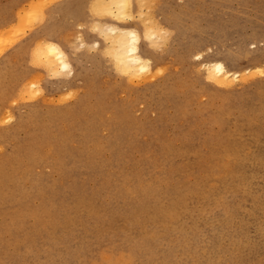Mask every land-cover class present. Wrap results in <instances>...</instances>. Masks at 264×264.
Wrapping results in <instances>:
<instances>
[{"label":"rangeland","instance_id":"rangeland-1","mask_svg":"<svg viewBox=\"0 0 264 264\" xmlns=\"http://www.w3.org/2000/svg\"><path fill=\"white\" fill-rule=\"evenodd\" d=\"M9 1L0 0V7ZM43 1L34 8L42 10L38 15L29 2L17 6L16 30H0V43L16 39L5 55L32 46L0 73V169L14 175L0 177V264H264V73L252 71L245 83L219 87L199 61L181 49L175 57L168 53L177 16L188 17L196 36H206L217 18L231 28L233 40L222 48L231 55L229 65L243 71L261 65L264 0H149L125 12L134 13L131 19L125 13L115 18L110 9L103 13L104 0ZM62 5L71 7L63 11ZM115 24L136 29L145 40V29H161L163 39L148 45L168 57L155 65L156 78L134 81L121 72L102 32ZM46 28L75 56H98L84 106L77 105L83 90L53 83L70 79L71 72L53 77L60 65L52 69L51 59H32V52L42 55V40L33 36ZM253 42L262 44L253 48ZM33 76L40 77L38 86Z\"/></svg>","mask_w":264,"mask_h":264},{"label":"bare ground","instance_id":"bare-ground-1","mask_svg":"<svg viewBox=\"0 0 264 264\" xmlns=\"http://www.w3.org/2000/svg\"><path fill=\"white\" fill-rule=\"evenodd\" d=\"M29 1H31V0H11V1H9V2H7V3H5V4H3L1 7H0V30H16V28H17V26L16 27H14L13 28V26L16 24H14V25H11L12 23H14V21H15V19H16V15H15V12H16V9H17V6L19 7V6H24V4L25 3H28ZM41 3H40V5L41 4H43L42 3V0H39ZM39 1L38 2H36V1H34V2H36V6L38 7V5H37V3L39 4ZM45 1V0H44ZM43 1V2H44ZM98 1V0H97ZM100 1V0H99ZM147 1H148V3H149V0H104L103 2H99L100 4H101V7H102V11L103 10H106V9H110V10H106V11H111V13H113V15L115 14V18H116V16H117V18H121L122 17V15L125 13V12H132L133 11V9L135 8V5H137L138 4V6H140L141 8L142 7H144L143 6V4L144 3H147ZM157 1V0H156ZM182 1V0H181ZM180 1V2H181ZM47 2V1H46ZM45 2V3H46ZM29 3H31V2H29ZM29 3H28V5H29ZM47 3H49V2H47ZM97 3V2H96ZM152 4L151 5H154L153 3L154 2H151ZM156 3V2H155ZM157 3H158V1H157ZM34 4V3H33ZM33 4L31 3V9H34L36 6H33ZM95 4V3H94ZM159 4V3H158ZM157 4V5H158ZM150 5V4H149ZM160 5V4H159ZM22 6V7H23ZM44 6V5H43ZM108 6H109V8H108ZM155 6V5H154ZM36 7V8H37ZM71 7V6H70ZM69 7V8H70ZM90 7H92V6H90ZM95 7V6H94ZM148 7H150V6H148ZM26 8V7H25ZM61 8L63 9V11H66V9H69L68 8V6H66V5H62L61 6ZM100 8V7H99ZM138 8V7H137ZM141 8H140V11H141ZM238 8V7H237ZM27 9V8H26ZM30 9V8H29ZM38 9H40V8H38ZM146 9H147V7H146ZM150 9V8H149ZM148 9V10H149ZM153 9V8H152ZM155 9V8H154ZM25 10V9H24ZM35 10V9H34ZM34 10H32L33 12H34ZM224 10V9H223ZM18 11V10H17ZM19 11H21L20 9H19ZM31 11V10H30ZM31 11V13H33ZM37 10H35V12H34V14L35 15H38V14H40L39 12L41 11L42 12V10H39V12H36ZM105 11V12H106ZM170 11V10H169ZM257 11V10H256ZM24 12V11H23ZM26 12H29V11H25V13ZM93 12V11H92ZM98 12H101V9H100V11H99V9H98ZM127 12V13H128ZM237 12V11H236ZM18 13H20V12H18ZM25 13H23V14H25ZM96 13V12H95ZM103 13H104V11H103ZM102 13V14H103ZM127 13H125V15H124V17L125 16H127L128 14ZM223 13V12H222ZM27 14V13H26ZM97 14V13H96ZM127 14V15H126ZM131 14H134V13H131ZM130 14V15H131ZM140 14V13H139ZM142 14V13H141ZM140 14V15H141ZM28 15V14H27ZM56 15V14H55ZM75 15H77V14H75ZM74 15V16H75ZM107 14H105V16H106ZM111 15V14H110ZM130 15H128L127 17H131ZM148 15V14H147ZM235 15V14H234ZM19 16V15H18ZM20 16H22V14L20 15ZM20 16L18 17V19H20ZM25 17H26V15H24ZM30 16H32V14L30 15ZM41 16V15H40ZM59 16V15H58ZM108 16V15H107ZM24 17V18H25ZM28 17V16H27ZM100 17H101V15H100ZM143 17V16H142ZM147 17V16H146ZM155 17V16H154ZM236 17V16H235ZM36 18H38V16L36 17ZM40 18V17H39ZM76 19H79L80 17H75ZM102 18V17H101ZM114 18V17H113ZM119 18V19H120ZM132 18V17H131ZM130 18V19H131ZM151 18V17H150ZM29 19V18H28ZM28 19H25L26 20V22L28 21ZM32 18H30V20H31ZM133 19H134V17H133ZM135 19H137V18H135ZM147 19H149V17L147 18ZM147 19H145L144 21H146ZM156 19V18H155ZM158 19H159V17H158ZM21 21H22V19H20ZM19 20V21H20ZM24 20V21H25ZM37 20V19H36ZM32 21V20H31ZM122 21V20H121ZM126 21V20H125ZM129 21V20H128ZM143 20H142V24H143V22H144ZM151 22H155V21H152V19L150 20ZM174 21V25L172 26V28H173V31L172 32H174V37H173V39H172V41H171V44H170V46H169V48H168V53H169V55H171V56H177L178 55V53H179V50L181 49L182 51H184L185 52V54L190 58L191 57V59H194V60H197V61H199L201 64V66H202V64L204 65L203 67H202V69H203V72H204V67H205V71H206V76L208 77V79L211 81V82H213L214 84H216V85H218L219 87H232V86H234L235 84H238V83H242V82H244L247 78H252V77H249L248 75L249 74H253L252 73V71H254V72H258V74L259 73H264V66H263V64L264 63H262L261 65H259V66H256L255 65V67H253V68H248V69H246L245 71H243L240 67H238L237 65H229V60H230V58H231V55H229L228 53H223L222 52V48L224 47L223 46V43H225V42H228V40L231 38V41L233 40V37H232V33L229 31V30H231V28L230 29H228L227 27H226V24H223L222 26H224V28H222L221 27V23L218 21V19L217 18H214V19H212V20H210V22L208 23V33H207V35L206 36H196V35H192L191 34V30L189 29V27H188V17H181V15H179V16H177L176 17V19H174L173 20ZM229 21V20H228ZM96 22H98V21H96ZM100 22V21H99ZM30 23V22H29ZM32 23V22H31ZM35 23H37V25L39 26V23H41L40 21H39V23H38V21H36ZM90 23V22H89ZM148 23H150V22H148ZM147 23V24H148ZM159 23V22H158ZM25 24V23H24ZM151 24V23H150ZM160 24V23H159ZM31 25V24H30ZM35 25V24H34ZM36 25V26H37ZM94 25V24H93ZM152 25V24H151ZM82 26V25H81ZM81 26H79V28L81 27ZM94 26H97V25H94ZM108 26V25H107ZM107 26H101L100 28L98 27V30L99 29H101L102 27H106L107 28ZM143 26H149V25H144L143 24ZM152 26H154V27H158V24H155L154 23V25H152ZM85 27V26H84ZM93 27V26H92ZM91 27V28H92ZM109 27H111L110 25H109ZM26 28H27V26H26ZM25 28V29H26ZM33 28V27H32ZM82 28V27H81ZM151 28V30L149 29V30H146L145 29V32H143V33H145V35H146V37H144V38H147L146 40L145 39H143V37H142V35L138 32V31H136V29H134V28H123V27H120L119 25H114V26H112L110 29H106L105 31L104 30H102V32H105V36H107V39H110V43H112V47H113V55H114V59H115V61H116V64H117V66H118V68L121 70V72L127 77V78H129V79H135V78H140V77H142L143 75H148V76H150V78H152V79H154V78H156V75H155V73H154V67H155V65H160V64H162V63H164L165 61H166V59L168 58V57H166V56H164V55H161V54H158L157 52V50L155 49V51L153 50V49H151V46L149 47L148 45H149V43L151 44V41H154V40H156V39H161L162 37V35L161 36H159L158 37V35H157V32L158 33H160V31H161V29L158 31V28H157V30L155 29V30H153L154 28L153 27H150ZM153 28V29H152ZM164 28H166V27H164ZM164 28H162V30L164 29ZM93 29V28H92ZM95 29V28H94ZM29 30V29H28ZM52 29H49V30H47V28L44 30V32H42V33H35L34 34V36H33V39H35V41L38 43V40H42V42H40V49H41V52H42V55H39L38 56V52H35L34 54H33V52H32V54L31 55H33V57H32V59H33V61L35 60V59H37L39 62L41 61V59H44L43 58V56L44 57H46L48 60H50L51 59V61L49 62V65H50V67L53 69L54 68V66H57V65H60V69L58 70V71H56V67H55V70L53 71V73H54V75H53V73L52 72H50L52 75H53V77L55 76H57L59 73H65V72H67L68 73V71L69 72H71L72 73V75H70V76H72L70 79H55L54 81H53V83L54 84H57V85H61L63 88H66L67 90H70V91H78V92H81V90H83L84 92H83V94H81V96H80V100H79V102H78V107L79 106H84L90 99H91V97H92V92H91V90L90 89H92V82L96 79V77H97V75H95L94 74V66H96V65H98V59L96 58V57H98V56H96V55H92L91 53H89L88 51H86L85 53H83L82 55H77V56H75L76 55V53L75 54H73L71 51H69V50H67L65 47H64V45L62 44V42H60L58 39H57V36L55 37L54 35H53V31H51ZM73 30H75V29H73ZM91 30V29H90ZM97 30V29H96ZM97 30V31H98ZM169 30V29H168ZM200 30V29H199ZM71 31V30H70ZM69 31V32H70ZM165 31V30H164ZM1 32H4V31H1ZM0 32V33H1ZM18 31H15V32H13L14 33V36L15 35H18V33H17ZM20 32V31H19ZM24 32V31H23ZM79 32V31H78ZM92 32V31H91ZM94 32V31H93ZM101 32V31H100ZM162 32V31H161ZM25 33H27V32H25ZM68 33V32H67ZM169 33V32H168ZM193 33V32H192ZM21 34V35H20ZM20 34H19V36L18 37H23V33H21L20 32ZM65 34V33H64ZM64 34H63V36H64ZM68 34H70V33H68ZM80 33H78V35H79ZM103 34V33H102ZM101 34V35H102ZM164 34V33H163ZM13 34H11V36L10 37H14V36H12ZM53 35V36H52ZM66 35V34H65ZM81 35V34H80ZM165 35H167V31H166V33H165ZM170 35V34H169ZM46 36V37H45ZM61 36V35H60ZM82 36V35H81ZM81 36H80V38H81ZM144 36V35H143ZM168 36V35H167ZM6 37V36H5ZM17 37V38H18ZM43 37H44V40H43ZM48 37V38H47ZM55 37V38H54ZM104 37V36H103ZM4 38V34H2L1 33V35H0V41L2 40ZM61 38V37H60ZM66 38H68L67 36H65V39ZM106 38V37H105ZM170 38V37H169ZM18 39H20V38H18ZM163 39V38H162ZM165 39V38H164ZM3 40H5V38L3 39ZM9 40V39H8ZM66 41H70L69 39H66ZM101 41H102V39H101ZM101 41L100 40H97V41H95V42H93V44L98 48L99 46H100V44H101ZM106 41V40H105ZM108 41V40H107ZM106 41V42H107ZM165 42H166V40H164ZM230 41V40H229ZM5 43L7 42V41H4ZM16 42V39H14V40H9L6 44L4 43H0V48H2V50L0 51V73L2 72V71H4V70H8V69H10V67L12 66V64L15 62V60L16 59H18L19 57H21L24 53H25V51L24 50H26L27 51V53H28V47L29 46H31L29 43H26V44H24V45H22L21 47H20V49H18V50H16L15 52H12V53H10V54H8V55H5V52H3V50H5V48L6 47H10V46H14L13 44ZM103 42V41H102ZM106 42H105V44H106ZM109 42V41H108ZM145 43L146 45H142V43ZM70 43V42H69ZM79 43V42H78ZM81 43H83V42H81ZM168 43V42H167ZM37 44V45H38ZM74 44V43H73ZM260 44H262V43H260V42H253V43H251V45H253L254 47L253 48H255V47H257V46H259ZM36 45V46H37ZM78 45H80V43L78 44ZM77 45V46H78ZM83 45V44H82ZM86 46H87V44H85ZM85 45H83V46H85ZM107 45V44H106ZM250 45V44H249ZM36 46H34V48L36 47ZM111 46V45H110ZM147 46V47H146ZM162 46V45H161ZM32 47V46H31ZM39 47V46H38ZM79 47V46H78ZM95 47V48H96ZM109 47V46H108ZM160 46H156V48H159ZM164 47V46H163ZM166 47V46H165ZM84 48V47H83ZM82 48V49H83ZM93 48H94V46H93ZM93 48H91V51H92V49ZM105 48V47H104ZM38 49V48H37ZM88 49V48H87ZM107 49V48H106ZM105 49V50H106ZM161 49V48H160ZM160 49H158L159 51H160ZM75 50H76V48H75ZM89 50V49H88ZM32 51V50H31ZM35 51V50H34ZM79 51V50H78ZM90 51V52H91ZM94 51H95V49H94ZM97 51H99L98 49H97ZM101 51H104V50H102L101 49ZM225 51V50H224ZM96 52V51H95ZM105 52H107V50L105 51ZM162 52V51H161ZM164 52H165V50H164ZM93 53V52H92ZM108 53V52H107ZM106 53V54H107ZM110 53H112V52H110ZM236 53V52H235ZM30 54V53H29ZM105 54V53H104ZM238 54V53H237ZM102 55H103V52H102ZM166 55V54H165ZM83 58H86V63L83 65L82 63H81V61H83ZM106 58V57H105ZM170 58V57H169ZM172 58V57H171ZM108 59V58H107ZM109 59H111L110 57H109ZM173 59V58H172ZM190 60V59H189ZM45 61V60H44ZM43 61V62H44ZM47 61V60H46ZM76 61V69H77V72L75 73V71H74V69H75V67H74V62ZM169 61V60H168ZM42 62V63H43ZM48 62V61H47ZM47 62H46V64H47ZM114 62V61H113ZM264 62V61H263ZM16 63V62H15ZM54 64V65H53ZM198 64V63H197ZM34 65V64H33ZM101 65V64H100ZM172 65V64H171ZM199 65V67H201ZM114 66V65H113ZM116 66V67H117ZM176 66V65H175ZM42 67H44V66H42ZM58 67V66H57ZM160 67H161V65H160ZM46 69V68H45ZM177 70H178V68H176ZM48 70V69H47ZM191 70V69H190ZM165 71H169V70H165ZM193 71H194V68H193ZM195 71H197V69H195ZM202 70L200 69V72H201ZM56 72H57V74H56ZM67 73H66V75H67ZM118 73V72H117ZM197 73H199V71H197ZM189 74H191V73H189ZM194 74V73H193ZM257 74V75H258ZM41 75H43V74H41ZM60 75V74H59ZM95 75V76H94ZM37 76H38V74H37ZM47 76H48V74H47ZM69 76V77H70ZM145 76H143V77H145ZM192 76V75H191ZM194 76H196V75H194ZM34 78H32V80L33 79H35V83L37 84H35L36 86H38V84H40V83H38V82H36V79H39L38 77L37 78H35V76H33ZM50 77H52V76H50ZM258 77V76H257ZM108 78V77H107ZM119 78V77H118ZM146 78V77H145ZM30 79V78H29ZM116 79V78H115ZM163 79V78H162ZM107 80V79H106ZM137 80V79H136ZM150 80V79H149ZM148 80V81H149ZM27 81V80H26ZM29 81V80H28ZM129 81V80H128ZM135 81V80H134ZM141 81V80H140ZM147 81V80H146ZM154 81V80H153ZM162 80H160V82H161ZM248 81H249V79H248ZM130 82V81H129ZM143 82H145V81H143ZM142 82V83H143ZM163 82V81H162ZM246 82V81H245ZM244 82V83H245ZM27 83V82H26ZM31 83L32 84H34L33 83V81H31ZM31 83H29V84H31ZM243 83V84H244ZM135 84H137V82L135 83ZM139 84V83H138ZM36 86H35V88H36ZM40 87V86H39ZM179 87V86H178ZM35 88H33V89H35ZM233 88V87H232ZM27 89V87L25 88V90ZM227 89V88H226ZM19 90H21L20 88H19ZM36 90V89H35ZM39 90V89H38ZM42 90V89H41ZM185 90V89H184ZM231 90H234V89H231ZM22 91L23 90H21L20 92H21V94H22ZM19 92V93H20ZM67 92V91H66ZM24 93V92H23ZM40 93H43L42 91L40 92ZM148 93V92H147ZM20 94V95H21ZM44 94V93H43ZM42 94V97H46V96H44ZM57 94V93H56ZM149 94V93H148ZM157 94V93H156ZM41 95V94H40ZM39 95V96H40ZM45 95H46V93H45ZM75 95H77L76 93H75ZM121 95V94H120ZM139 95H141V94H139ZM25 96V95H24ZM30 96V95H29ZM48 96V95H47ZM50 96V95H49ZM55 96V95H54ZM126 96V95H125ZM19 97V96H18ZM23 99H24V97L23 96H21ZM37 97H38V95H37ZM56 97V96H55ZM73 97H74V95H73ZM20 98V97H19ZM62 98V97H61ZM61 98H59V99H61ZM201 98V97H200ZM26 99V98H25ZM35 99V98H34ZM56 99H57V97H56ZM117 99V98H116ZM129 99H131V98H129ZM150 99V98H149ZM205 99V98H204ZM14 100H17L16 98H14ZM22 100V99H21ZM44 100V99H43ZM49 101L48 102H50L51 103V99H48ZM67 100H69V99H67ZM128 100V99H127ZM133 100V99H132ZM169 100V99H168ZM203 100V99H202ZM47 101V100H46ZM45 101V102H46ZM57 101H58V99H57ZM57 101H55V103L57 102ZM60 102H61V100H59ZM62 101H63V99H62ZM109 101V100H108ZM149 101V100H148ZM11 101H9V103H10ZM64 102H65V100H64ZM12 103V102H11ZM47 103V102H46ZM169 104H171L170 102H168ZM217 103V102H216ZM57 104V103H56ZM143 106V105H142ZM135 107V106H134ZM143 108V107H142ZM6 111H7V109H5ZM141 110V109H140ZM161 111V110H160ZM148 113V112H147ZM3 114V113H2ZM5 114V113H4ZM3 114V115H4ZM153 114V113H152ZM109 115V114H108ZM12 116V115H11ZM21 117L22 116H16V118H18L19 119V124L21 123V122H23V121H21ZM156 117V116H155ZM256 117V116H255ZM6 118V117H5ZM13 118V117H12ZM16 118H13L12 120H15ZM1 119V118H0ZM8 118H6V120H7ZM189 120V119H188ZM11 121V120H10ZM119 121V120H118ZM153 121V120H152ZM162 121V120H161ZM258 121V120H257ZM130 122V121H129ZM66 129V128H65ZM216 129V128H215ZM152 130V129H151ZM219 130V129H218ZM150 132V131H149ZM116 133V132H115ZM156 133V132H155ZM59 134V133H58ZM119 134V133H118ZM22 135V134H21ZM54 135V134H53ZM79 135V134H78ZM116 135V134H115ZM147 136V135H146ZM55 138V137H54ZM58 138V137H57ZM130 138V137H129ZM146 138V137H145ZM205 138V137H204ZM118 139V138H117ZM152 139V138H151ZM150 140V139H149ZM104 141V140H103ZM106 141V140H105ZM55 142V141H54ZM53 143V142H52ZM56 143H58V142H56ZM52 145V144H51ZM57 145V144H56ZM55 145V146H56ZM59 145H61V144H59ZM53 146V145H52ZM203 146H204V144H203ZM48 147V146H47ZM50 147V146H49ZM59 147V146H58ZM106 147V146H105ZM132 147V146H131ZM138 148V147H137ZM55 149H58V148H55ZM51 150V149H50ZM167 150V149H166ZM2 151V150H1ZM0 151V152H1ZM49 151V150H48ZM52 152V151H51ZM56 152V151H55ZM46 153H48V152H46ZM53 155V154H52ZM51 155V156H52ZM54 155H56L55 153H54ZM47 156V155H46ZM45 155H44V157H46ZM49 156V155H48ZM139 156V155H138ZM208 156V155H207ZM230 161V160H229ZM233 162V161H232ZM231 163V162H230ZM227 167V166H226ZM233 167H234V165H233ZM220 168V167H219ZM228 168V167H227ZM111 170V169H110ZM55 174V173H54ZM57 175V174H56ZM224 175H225V173H224ZM0 177H1V179H5V180H10V179H12L13 177H14V175L13 174H8V173H4L3 172V170L2 169H0ZM53 177H54V175H53ZM218 177V176H217ZM48 178V177H47ZM224 178V177H223ZM41 179V178H40ZM39 179V180H40ZM34 180V179H33ZM36 181V180H35ZM34 181V182H35ZM37 182V181H36ZM46 182V181H45ZM53 182V181H52ZM43 183V182H42ZM50 183V182H49ZM214 183V182H213ZM31 184V183H30ZM47 184V183H46ZM19 185V184H18ZM17 185V186H18ZM36 185V184H35ZM54 185V184H53ZM52 185V186H53ZM31 186V185H30ZM45 186V185H44ZM33 187H34V185H33ZM49 187V186H48ZM40 188H41V186H40ZM55 188V187H54ZM32 189H34V188H32ZM53 189V188H52ZM127 189V188H126ZM49 190V189H48ZM17 191V190H16ZM34 191V190H33ZM47 191V190H46ZM45 191V192H46ZM51 191V190H50ZM50 191H47V192H49L50 193ZM36 192V191H35ZM46 192V193H47ZM52 192H54L53 190H52ZM8 193V192H7ZM49 193H48V195H49ZM52 194V193H51ZM55 194L56 195H58L56 192H55ZM55 194H53V196L55 195ZM43 195V194H42ZM42 195H41V197H42ZM7 196V195H6ZM16 196V195H15ZM33 195H31V197H32ZM35 196V195H34ZM46 196V195H45ZM36 197V196H35ZM60 197V196H59ZM61 197H62V195H61ZM37 198H38V195H37ZM40 198V197H39ZM43 198L44 197H42V200L41 201H44L43 200ZM56 198V197H55ZM58 198V197H57ZM59 200H61V199H59ZM9 201V200H8ZM7 200H6V202H1V203H5L6 205H8L7 204V202H8ZM35 201H38V200H36L35 199ZM57 201V200H56ZM27 202V201H26ZM54 201H52V203H53ZM25 203V202H24ZM32 203H34V202H32ZM38 203V202H37ZM37 203H35V204H37ZM44 203V202H43ZM51 203V202H50ZM49 203V204H50ZM12 204V203H11ZM48 204V203H47ZM25 205H26V203H25ZM31 205V204H30ZM29 205V206H30ZM44 205H46V203L45 204H43V206ZM53 205H55V203L53 204ZM3 206V205H2ZM12 206H13V204H12ZM11 206V207H12ZM17 206H19L18 204H17ZM32 206V205H31ZM10 207V208H11ZM51 207V206H50ZM55 207V206H54ZM54 207L52 208V209H54ZM5 208H6V206H5ZM9 207H7V209H8ZM9 208V209H10ZM23 208V207H22ZM48 209V207H46L45 206V209ZM4 209V208H3ZM25 209V208H24ZM36 209H39V207H35V211L34 212H36ZM42 210H43V208H41ZM49 209H51V208H49ZM52 209H51V211H52ZM17 209H15V211H16ZM19 210V209H18ZM32 210V209H31ZM34 210V209H33ZM2 211V210H1ZM20 211H22L23 212V210H20ZM48 211V210H47ZM7 212H10V210L9 211H7ZM19 212V211H18ZM30 212H32V211H30ZM30 212H28V213H30ZM42 212V211H41ZM43 212H44V215H46L45 214V212L46 211H44L43 210ZM42 212V213H43ZM1 213V212H0ZM11 213V212H10ZM20 213V212H19ZM47 213H49V212H47ZM21 214V213H20ZM24 214V213H23ZM34 214V213H33ZM36 214H40L39 212L38 213H36ZM35 215V214H34ZM54 215V214H53ZM5 216V215H4ZM32 216V215H31ZM48 216V215H47ZM25 217V216H24ZM28 216H26V218H27ZM46 217V216H45ZM6 218V217H5ZM32 218V217H31ZM36 218V217H35ZM33 219V218H32ZM1 220V219H0ZM34 220V219H33ZM21 221V220H20ZM24 221V220H23ZM29 221H30V219H29ZM18 223H20L19 222V220H18ZM20 225H22V224H20ZM16 232H17V230H16ZM118 236V235H117ZM152 236V235H151ZM142 248V247H141ZM141 248H140V250H141ZM151 249V248H150ZM149 249V250H150ZM139 251V250H138ZM160 251V250H159ZM206 251V250H205ZM142 252H144V251H142ZM152 252V251H151ZM203 252V251H202ZM148 254V253H147ZM149 254H150V252H149ZM153 254H151V256H152ZM119 256H117V258H118ZM167 257H169V256H167ZM167 257H165V258H167ZM121 258V256L119 257V259ZM134 258V257H133ZM108 259V258H107ZM122 259V258H121ZM128 259V258H127ZM126 260V259H125ZM132 260V259H131ZM120 261V260H119ZM123 261V260H122ZM169 262V261H168ZM173 262V261H172ZM115 263V262H114ZM124 263V262H123ZM126 263V262H125ZM124 263V264H125ZM164 263H166V262H164ZM117 264H119V263H117ZM173 264V263H172Z\"/></svg>","mask_w":264,"mask_h":264},{"label":"crops","instance_id":"crops-1","mask_svg":"<svg viewBox=\"0 0 264 264\" xmlns=\"http://www.w3.org/2000/svg\"><path fill=\"white\" fill-rule=\"evenodd\" d=\"M73 7V6H72ZM88 7L90 8V5H88ZM74 8H75V11L77 10V7L76 6H74Z\"/></svg>","mask_w":264,"mask_h":264}]
</instances>
